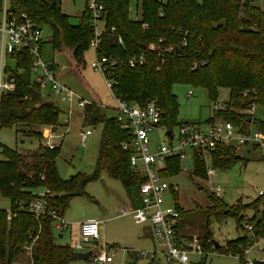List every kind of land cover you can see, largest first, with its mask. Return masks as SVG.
Returning a JSON list of instances; mask_svg holds the SVG:
<instances>
[{"label":"trees","instance_id":"16d2710c","mask_svg":"<svg viewBox=\"0 0 264 264\" xmlns=\"http://www.w3.org/2000/svg\"><path fill=\"white\" fill-rule=\"evenodd\" d=\"M101 1L106 10L102 15V37L96 55L117 63L107 72L117 98L139 105L156 99L162 110L161 126L172 130L181 123L177 121L178 105L172 94L174 85L203 88L214 102L217 89L224 87L229 90V100L224 107L232 111H224L222 114L227 120H223L241 128L247 127L245 123L254 124V114L233 113L248 109L251 100L243 97L244 92L255 91L256 107L264 108V11L252 0H140L135 7L139 11L138 18L134 20L130 18V0ZM9 2L12 12L25 13L36 26L47 27L51 31L52 50L67 53L76 71L83 69V54L92 37L91 17L86 10L73 24L61 13L57 0ZM112 27L121 36L123 45L117 43L110 31ZM183 39L185 46H182ZM170 46L177 49L168 53L165 50ZM141 53L145 59L143 66L129 67L128 60ZM221 110L223 107L213 112L210 120L220 116ZM62 112L54 103L43 101L38 86L31 83L27 74L19 78L17 91L5 96L0 103V129L14 128L34 136L38 143L27 158L17 149L3 147L1 150L0 195L10 200L13 217L7 221V211H0V264H12L30 235L37 237L29 259L31 264H68L76 259L71 246L55 243L52 219L37 220L29 213V204L38 190L46 187L54 194L49 208L63 216L70 200L85 195L86 184L100 179L102 174L119 180L131 194L138 192L143 182L129 168L128 152L119 146L129 135L119 129L114 117L106 118L93 103L86 106L82 114L84 126L102 124L103 127L93 171L89 176L78 174L62 180L54 164L59 147L50 150L42 140L45 127L62 124L58 121ZM255 124L264 134V123ZM193 156L192 175L206 179L203 163L197 154ZM212 159L214 168L227 170L238 157L232 149L220 147ZM178 170L179 161L171 158L162 176H170ZM263 196L247 204L230 205L210 193L207 197L210 206L203 211L202 221L193 223L192 216L187 217L179 207L178 232L183 238L199 236L206 252L217 253L221 247L214 248L212 244L215 241L210 232L212 222L221 225L233 219L238 229L245 232V227L250 226L254 237L245 234L226 242L224 251L238 256L240 264H246L243 254L251 240L264 237V209H260L264 204ZM247 212L253 216L245 220Z\"/></svg>","mask_w":264,"mask_h":264},{"label":"built area","instance_id":"2783aa9c","mask_svg":"<svg viewBox=\"0 0 264 264\" xmlns=\"http://www.w3.org/2000/svg\"><path fill=\"white\" fill-rule=\"evenodd\" d=\"M132 1L136 7L140 0H130V3ZM85 10L90 14L92 23V37L89 46L95 51V60L90 64V67L102 76L114 99V119L119 129L129 135L128 140L120 143V149L128 152L131 171L143 179L138 187L137 205L121 208L118 211L119 216H129L136 224L149 226L154 242L153 250L143 251L141 255L150 258L152 263L160 264L157 259V256L160 255L163 264H194L190 260L191 256H199L200 262L197 264H204L205 256L210 252L205 251L199 236L183 238L179 234V205L175 202L170 205L166 199L169 196L173 199L177 190L169 186L165 177L162 176V172L167 168V162L171 158H177L179 162L183 163V170L192 171L193 155L197 154L205 167V180L209 181L215 172L219 171L213 167L212 155L220 147H227L237 152L242 149L250 151L252 149L258 151L264 158V134L256 128L253 129V125L250 123H245L247 127L241 128L225 120H213L209 123L198 124L181 122L177 127L168 130L161 126L162 110L156 99H149L143 105L121 101L114 94L113 81L107 77L108 69L114 68L117 63L96 55L97 48L101 43L102 15L106 10L105 5L101 0H86ZM135 13L138 14L139 11L136 10ZM32 25H34L33 29ZM146 27L143 25V28ZM110 31L115 36L117 43L123 45L122 38L117 34L116 29L112 27ZM44 45L42 29L36 26L25 13L12 12L9 0H1L0 103L5 96L17 91L19 78L27 74L31 83L38 86L43 101L53 103L55 100L65 106L68 118L64 124L67 125L68 119L75 113V108L83 111L86 106L92 103L58 81L54 65L44 58ZM185 45L186 41L183 39L182 46ZM150 48L153 51L156 49L154 46ZM175 49L177 48L170 46L165 51L173 53ZM144 62V55L141 53L132 56L128 60V65L132 68L140 67ZM195 67L196 65H194ZM192 95L191 91L187 92L188 98ZM243 97L250 98L247 113L253 115L256 109V92L252 91L251 94L244 92ZM24 98L26 99L25 96ZM212 109L215 112L221 107L218 103H214ZM157 128H164L165 141L151 143L149 134ZM90 135H92L90 129L81 131L79 134L80 143L84 144ZM51 138L53 136H43L42 139L44 145L50 150L56 147ZM188 160L190 167H187L186 164ZM262 168L264 170V165ZM210 190L211 194L216 197H220L222 194L219 186L211 185ZM263 195L264 192L258 193V196ZM53 197L54 194L46 187L38 190L29 204L28 211L37 220L52 219V229L61 239L63 234L69 231V227L58 212L49 208L50 199ZM12 217L13 213L7 211V221H10ZM101 223V221L91 219L77 224L76 240L72 249L76 254L90 253L88 261L91 264H113V255L104 246L100 247L99 244ZM245 229L254 237L250 226H246ZM36 239L37 237L29 236L30 244L25 248L29 259H31ZM207 244H211V242L207 241ZM247 250L246 248L244 253ZM211 252L216 253L215 251ZM249 264L253 263L249 262Z\"/></svg>","mask_w":264,"mask_h":264},{"label":"rangeland","instance_id":"374dc122","mask_svg":"<svg viewBox=\"0 0 264 264\" xmlns=\"http://www.w3.org/2000/svg\"><path fill=\"white\" fill-rule=\"evenodd\" d=\"M53 0H46L52 2ZM61 13L69 17L70 22H78L86 8V0H57ZM201 2V0H197ZM252 3L264 11V0H252ZM130 18H138L135 3H130ZM42 29V37L45 40L44 58L51 62L55 68V74L58 81L71 89L80 97L90 103L97 105L102 115L106 118H112L113 112L110 110L115 107L114 99L107 89L102 76L91 69L90 64L95 60V51L89 46L83 54V69L76 71L71 63V58L67 53L54 52L50 45L51 31L47 27ZM193 93L192 97H187V92ZM172 94L175 96L177 108V121L189 123H206L213 118V104L218 103L223 110L216 116L215 120L226 119L224 111L230 112L224 104L229 100V90L221 87L217 89V96L212 101L208 92L203 88H194L188 85H174ZM55 105L61 108L59 122L64 124L67 121L65 106L58 101H53ZM248 110V109H247ZM247 110H235L233 113L248 115ZM83 111L75 108V113L68 119L67 125L45 127L43 136L51 138L52 142L59 147L54 164L58 176L62 180H68L71 176L85 175L89 176L94 168V161L97 155L99 142L102 135V124L95 126H84L82 123ZM227 120V119H226ZM254 124L256 122L264 123V108L257 106L253 116ZM253 129L256 128V124ZM56 128L55 130L53 128ZM87 129L92 130V135L88 136L84 144L80 143L79 134ZM14 128L0 129V160L3 158L1 150L3 147L8 149H17L19 153L27 158L37 146V140L30 134H22ZM175 131V129H174ZM164 128L154 129L149 134L151 143H160L165 141ZM236 163L227 170L216 171L214 176L208 181L192 175V171L183 170V163L179 162V170L165 177L167 183L172 189H176L175 197H167L168 204L174 202L181 207L187 217L192 216L193 223L204 219L203 211L210 206L208 196L211 193V185L221 187L222 194L220 198L228 204L242 203L247 204L258 197L259 192H264V158L256 150L242 149L237 152ZM263 160H262V159ZM211 166V165H209ZM85 195L74 197L70 200L67 209L63 214V221L68 225L69 231L63 234L61 239L52 229L53 239L58 245L73 246L76 240L77 224L85 222L88 219L103 221L100 225V236H102L103 245L110 254L113 255V264H151L150 258L143 257L141 252L152 251L153 244L144 237L146 225H138L131 217L119 216V208L129 207V199L137 202L138 194L128 193L119 180L112 179L102 174L100 179L90 181L84 188ZM264 200V196L261 197ZM134 203V204H135ZM11 202L8 198L0 195V211H10ZM264 209V204L260 207ZM252 213L247 212L245 220L251 218ZM212 238L219 244L221 251L217 253H207L204 264H240L238 256L225 254L226 242L235 241L239 237L249 234L243 229H238L233 219H228L224 224L217 225L212 222L210 225ZM198 233V231H197ZM203 234V231H201ZM194 235V234H193ZM29 238L20 248V254L12 264H29L30 262L26 247H29ZM243 254L246 264L249 262L264 263V237L260 240H251ZM249 253L247 254V252ZM129 252V253H128ZM133 255V256H132ZM158 262L163 264L160 255L157 256ZM192 263L200 262L199 256H191ZM68 264H91L88 260L79 261L77 259ZM156 264V263H154Z\"/></svg>","mask_w":264,"mask_h":264},{"label":"crops","instance_id":"0c3cea01","mask_svg":"<svg viewBox=\"0 0 264 264\" xmlns=\"http://www.w3.org/2000/svg\"><path fill=\"white\" fill-rule=\"evenodd\" d=\"M114 108V107H113ZM113 108H111L110 110L113 112V117H114V115H115V113H114V110H113ZM129 206H134V202H133V200H130L129 199ZM121 208H119L118 209V211L120 210ZM126 217V216H125ZM88 220H91V219H88ZM95 220V219H94ZM87 221V220H86ZM101 222H103V221H101ZM136 224V223H135ZM144 237L146 238V239H149L150 240V242L154 245V242H153V240H152V238H151V232H150V228H149V226H147L146 225V227H145V229H144ZM100 238H101V240H100V242H99V244H100V247L103 245V241H102V236H100Z\"/></svg>","mask_w":264,"mask_h":264},{"label":"water","instance_id":"95a60500","mask_svg":"<svg viewBox=\"0 0 264 264\" xmlns=\"http://www.w3.org/2000/svg\"><path fill=\"white\" fill-rule=\"evenodd\" d=\"M34 28V25H32V29ZM176 53L179 54V50H176ZM54 130L56 129L55 127L53 128ZM187 167H190V161H187ZM214 248L218 247L219 244L216 241L212 242ZM90 257V253H86V254H77L76 255V259L79 261H84V260H88V258ZM129 264H134V263H130Z\"/></svg>","mask_w":264,"mask_h":264}]
</instances>
